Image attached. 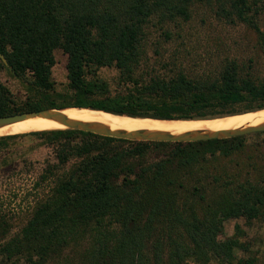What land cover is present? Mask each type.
<instances>
[{
	"label": "trees",
	"instance_id": "16d2710c",
	"mask_svg": "<svg viewBox=\"0 0 264 264\" xmlns=\"http://www.w3.org/2000/svg\"><path fill=\"white\" fill-rule=\"evenodd\" d=\"M195 4L245 24L264 58V0H0V73L2 56L27 95L18 101L0 78V116L78 107L193 120L264 108V77L235 59L194 75L170 59L158 69L145 62L146 24L186 21ZM57 49L66 55L64 92L52 78ZM103 67L117 70L113 84L98 76ZM24 136L41 139L54 161L35 182L47 191L0 245L15 264H233L241 244L219 240L220 222L264 220V182L220 164L240 152L246 135L163 142L48 130L0 136V154Z\"/></svg>",
	"mask_w": 264,
	"mask_h": 264
},
{
	"label": "rangeland",
	"instance_id": "374dc122",
	"mask_svg": "<svg viewBox=\"0 0 264 264\" xmlns=\"http://www.w3.org/2000/svg\"><path fill=\"white\" fill-rule=\"evenodd\" d=\"M264 31V9L260 15ZM172 37L166 41L164 32ZM147 54L145 62L156 69L166 59L177 62L188 75L215 69L224 58L235 59L253 76L264 77V58L259 52L255 35L245 24L226 23L218 19L206 6L191 7L188 20L159 24L155 18L145 26ZM156 50V51H155ZM55 65L52 78L59 92L66 90V55L54 51ZM115 68L103 67L98 76L113 84L117 77ZM1 81L12 91L18 101L27 98L25 85L14 77L8 67L0 73ZM68 108V107H67ZM44 131V130H42ZM11 135V134H5ZM4 136V135H2ZM130 141V140H129ZM54 161L52 149L41 144L33 136L17 138L8 144L7 151L0 154V215L6 226L0 232V245L17 234L25 225L35 201L47 191L45 183L37 185L45 161ZM221 166L229 172H250L255 181L264 182V131L246 135L244 146L232 160H221ZM240 231H235V225ZM236 237L241 244L233 252V264L252 260L264 264V220L254 219L247 223L243 218L228 219L219 224V240ZM0 264H15L0 255ZM16 264H21L20 262ZM187 264H194L192 259ZM212 264H218L213 261Z\"/></svg>",
	"mask_w": 264,
	"mask_h": 264
},
{
	"label": "bare ground",
	"instance_id": "6f19581e",
	"mask_svg": "<svg viewBox=\"0 0 264 264\" xmlns=\"http://www.w3.org/2000/svg\"><path fill=\"white\" fill-rule=\"evenodd\" d=\"M60 113L69 120L101 124L111 130L164 132L174 136L195 131L210 133L220 130L241 129L264 123V108L232 116L201 120H158L121 116L105 111L78 107H63L60 108ZM64 129L65 126L55 120L34 117L0 127V136Z\"/></svg>",
	"mask_w": 264,
	"mask_h": 264
},
{
	"label": "water",
	"instance_id": "95a60500",
	"mask_svg": "<svg viewBox=\"0 0 264 264\" xmlns=\"http://www.w3.org/2000/svg\"><path fill=\"white\" fill-rule=\"evenodd\" d=\"M1 58L4 65L7 67L6 59L2 56ZM121 116H125V115H121ZM34 117L55 120L60 124H63L65 126V129L80 130L104 137H112V138L125 139L130 141L194 142V141H205L211 139H224V138L243 136V135L264 131V123H263L257 126H250L241 129L220 130L210 133H206L204 131H195V132H188L176 136L164 132H145L143 130L125 132L120 130H111L108 127L101 124L84 123L80 121L69 120L66 116L60 113V109H56V108L42 109L39 111H26V112H20L6 116H0V127ZM144 118H149V117H144ZM152 119H156V118H152ZM158 120H174V119H158ZM197 120H201V119H197Z\"/></svg>",
	"mask_w": 264,
	"mask_h": 264
}]
</instances>
